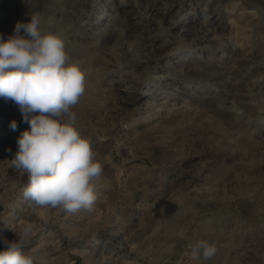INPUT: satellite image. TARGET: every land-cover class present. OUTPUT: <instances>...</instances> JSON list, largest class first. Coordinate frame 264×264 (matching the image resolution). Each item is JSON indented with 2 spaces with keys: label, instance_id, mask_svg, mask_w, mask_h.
Returning a JSON list of instances; mask_svg holds the SVG:
<instances>
[{
  "label": "rangeland",
  "instance_id": "rangeland-1",
  "mask_svg": "<svg viewBox=\"0 0 264 264\" xmlns=\"http://www.w3.org/2000/svg\"><path fill=\"white\" fill-rule=\"evenodd\" d=\"M44 2L0 0V34L38 14L75 52L85 92L72 110L102 173L91 211L25 200L12 160L30 129L0 98V251L30 223L34 264H264V0ZM200 240L215 256L191 258Z\"/></svg>",
  "mask_w": 264,
  "mask_h": 264
},
{
  "label": "clouds",
  "instance_id": "clouds-1",
  "mask_svg": "<svg viewBox=\"0 0 264 264\" xmlns=\"http://www.w3.org/2000/svg\"><path fill=\"white\" fill-rule=\"evenodd\" d=\"M40 23V16L33 14L26 23L18 21L7 39L0 34V98L18 106L30 129L17 138L12 162L28 176L25 200L67 213L91 211L96 200L93 181L102 165L72 110L85 92V75L78 64L69 63L64 39L42 34ZM10 128L17 129L15 120ZM33 230L26 224L18 239L5 242L0 264H34L35 257L23 252ZM216 252L206 240L190 246L193 260H208Z\"/></svg>",
  "mask_w": 264,
  "mask_h": 264
},
{
  "label": "bare ground",
  "instance_id": "bare-ground-1",
  "mask_svg": "<svg viewBox=\"0 0 264 264\" xmlns=\"http://www.w3.org/2000/svg\"><path fill=\"white\" fill-rule=\"evenodd\" d=\"M30 2H31V4H32V7L34 8V10L35 11H37V10H39L40 12H42L43 11V9H44V7H45V5H44V0H30ZM47 6V5H46ZM49 7V6H48ZM51 7H53V6H51ZM69 7L71 8V10H69V14H73V16L74 15H77V14H79V13H81L82 12V9H81V7L78 5V4H72V5H69ZM57 9V8H56ZM60 9V12H61V8H59ZM45 11V10H44ZM50 11V10H49ZM59 11V10H58ZM60 15V14H59ZM63 17V16H62ZM67 17H69V15L67 16ZM71 17V16H70ZM68 23V22H67ZM128 24V23H127ZM72 34V33H71ZM148 34V33H147ZM110 35H111V33H110ZM77 36V35H76ZM147 36V35H146ZM146 36H139L138 37V39L139 40H142V39H144L143 41H145V40H149V39H147V37ZM78 37V36H77ZM74 38V37H73ZM102 40V39H101ZM109 41V37H105L103 40H102V46L104 47V46H106V43ZM109 43V42H108ZM144 45V44H143ZM241 45V44H240ZM70 48V47H69ZM98 48V47H97ZM107 48V47H106ZM100 49H102V48H100ZM121 49H123V47L121 48ZM124 49H125V47H124ZM123 49V50H124ZM68 50H70V49H68ZM68 50L66 51V52H68ZM72 50V49H71ZM70 50V54L72 53V54H74L75 52H72ZM107 50V49H106ZM101 51V50H100ZM120 51V50H119ZM121 52V51H120ZM103 53V52H102ZM123 53V52H122ZM126 54H127V52H126ZM125 55V54H124ZM69 56V55H68ZM76 56V55H75ZM128 56H129V54H128ZM149 57V54L146 52V53H144V55L142 56V58H141V60H136V61H132L131 60V62H128V63H126L129 67H133V66H137V65H139V63L141 62V61H147V58ZM128 58V57H127ZM139 58V57H138ZM150 58V57H149ZM125 59V58H124ZM130 59V58H129ZM135 59V58H134ZM133 59V60H134ZM124 79V78H123ZM251 202H250V200L248 199V200H245V201H239L237 204L239 205V207L242 209V211L243 210H249L250 209V206H251V204H250ZM238 207V206H237ZM253 207V206H252ZM239 209V208H238ZM251 210H252V208H251ZM248 212V211H247ZM246 213V212H245Z\"/></svg>",
  "mask_w": 264,
  "mask_h": 264
}]
</instances>
